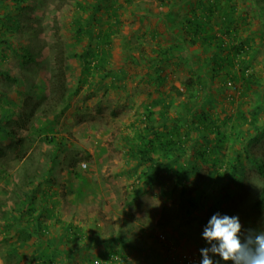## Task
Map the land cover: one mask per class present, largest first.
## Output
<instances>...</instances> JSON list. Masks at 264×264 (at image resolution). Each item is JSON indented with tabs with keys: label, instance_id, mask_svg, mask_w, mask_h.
I'll use <instances>...</instances> for the list:
<instances>
[{
	"label": "rangeland",
	"instance_id": "obj_1",
	"mask_svg": "<svg viewBox=\"0 0 264 264\" xmlns=\"http://www.w3.org/2000/svg\"><path fill=\"white\" fill-rule=\"evenodd\" d=\"M160 1L0 0V264H180L202 257L216 213L264 230V80L247 95L224 85L255 107L199 105L179 143L166 136L175 121L148 128L130 109L143 91L138 16ZM101 42L113 52L96 53ZM17 125L30 128L8 135ZM141 143L166 166L141 159Z\"/></svg>",
	"mask_w": 264,
	"mask_h": 264
},
{
	"label": "crops",
	"instance_id": "obj_2",
	"mask_svg": "<svg viewBox=\"0 0 264 264\" xmlns=\"http://www.w3.org/2000/svg\"><path fill=\"white\" fill-rule=\"evenodd\" d=\"M185 1L183 7L177 0H170L168 5L167 0L160 1L153 12L145 11L138 16L143 23L137 26L136 39L143 49L137 58L140 69L133 77L137 78V86L142 83L143 91L138 90L136 94L141 98V105L131 103L130 109L142 120L141 126L162 129L163 125L175 121L179 129L191 130L194 134L191 117L199 105L220 103L221 108L212 110L216 115L219 112L237 115L255 107L240 103L238 99L245 96L239 92L221 89L234 81L247 95V91L253 90L252 81L264 80V53L260 54V49H264V6L258 0ZM110 41L107 39L106 43ZM102 42L99 50L96 46V53L109 54L110 43ZM99 62L98 57L81 60L82 65ZM123 69L120 73L124 75ZM216 93H219L218 102L210 103ZM223 97L231 99L229 105ZM192 254L197 256L196 252Z\"/></svg>",
	"mask_w": 264,
	"mask_h": 264
},
{
	"label": "clouds",
	"instance_id": "obj_3",
	"mask_svg": "<svg viewBox=\"0 0 264 264\" xmlns=\"http://www.w3.org/2000/svg\"><path fill=\"white\" fill-rule=\"evenodd\" d=\"M202 237L200 264H264V230L244 232L238 216L212 215Z\"/></svg>",
	"mask_w": 264,
	"mask_h": 264
},
{
	"label": "trees",
	"instance_id": "obj_4",
	"mask_svg": "<svg viewBox=\"0 0 264 264\" xmlns=\"http://www.w3.org/2000/svg\"><path fill=\"white\" fill-rule=\"evenodd\" d=\"M88 50L89 49H87V52H88ZM81 58L82 59H85L86 58V56L85 55H82L81 56ZM231 83V82H230ZM227 85H228V83H226ZM197 117L194 115V118L192 119V124L196 121V120H199V119H196ZM19 125V124H18ZM17 125V126H18ZM202 126V125H201ZM19 128H13L11 131H10V133L8 134V135H11V136H14V137H16V138H19V137H21V136H19L18 135V129L19 130H26V132L29 130V128L30 127H28V125H25L24 127H22L21 125L20 126H18ZM204 129H206L207 130V128H208V126H202ZM180 126H176V129H175V138H173L172 137V132H168L167 134H166V136L168 135V137L167 138H169V137H171L173 140H172V142L173 143H179V142H181L182 141V138L184 137V136H182V134H181V131H180ZM197 129H202L200 126L197 128ZM22 139V138H21ZM166 142L167 141H161V143H160V146H165V144H166ZM149 152H150V150H149V148H148V146H146L145 148H141L140 150H139V154H140V157H141V159H143V160H146V161H148V162H150V164H151V166L153 167V168H155V169H160V168H162V167H165L166 166V164L165 163H163L162 161H160L159 159H155L154 157H152V156H150V154H149ZM249 155V154H248ZM258 166L260 167V171L263 173V175H264V163L262 162V161H259V163H258ZM115 241H118V239H116V238H114V239H109V240H106V241H93V242H91L90 244H87V245H84V246H82V247H89V246H93V245H95V244H101V243H104V244H108V243H112V242H115Z\"/></svg>",
	"mask_w": 264,
	"mask_h": 264
},
{
	"label": "built area",
	"instance_id": "obj_5",
	"mask_svg": "<svg viewBox=\"0 0 264 264\" xmlns=\"http://www.w3.org/2000/svg\"><path fill=\"white\" fill-rule=\"evenodd\" d=\"M200 260L201 259L198 256L188 252L181 253L179 257L180 264H200Z\"/></svg>",
	"mask_w": 264,
	"mask_h": 264
}]
</instances>
